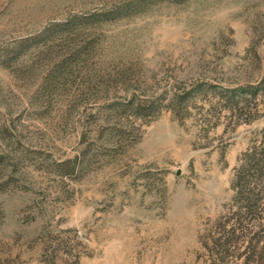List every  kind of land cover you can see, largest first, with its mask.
Instances as JSON below:
<instances>
[{"label":"rangeland","instance_id":"1","mask_svg":"<svg viewBox=\"0 0 264 264\" xmlns=\"http://www.w3.org/2000/svg\"><path fill=\"white\" fill-rule=\"evenodd\" d=\"M259 165L264 0H0V264H264Z\"/></svg>","mask_w":264,"mask_h":264},{"label":"trees","instance_id":"2","mask_svg":"<svg viewBox=\"0 0 264 264\" xmlns=\"http://www.w3.org/2000/svg\"><path fill=\"white\" fill-rule=\"evenodd\" d=\"M253 87L249 86V87H238V88H234V89H225V93L227 94V98L229 97V99H233L237 94L241 93V92H254ZM249 89V91H248ZM192 93V91H187L186 93H180V92H175L173 93L172 97L170 98V103L171 104H177V102H181V100H184L185 98H187L188 96H190V94ZM137 109V111L141 114V112H143L144 110V105L138 103L135 107ZM148 108L146 107L145 110H147ZM258 148L255 146L251 152L247 153V155H251V156H255L258 153ZM263 171H264V166L263 165H259L257 167V172L259 173V175H263ZM254 182V181H253ZM253 182L249 179H247L246 173H245V168H239V170H237V176L235 178V181L233 183V187L235 188V190L237 191V200H244L247 202H249L252 199H249L248 197H244L243 195L245 194V192L249 191V192H253L255 191V187L251 186L253 184ZM239 195V196H238ZM255 201H257V199H254ZM257 203H255L256 205ZM237 218V220L240 218V215L238 212L233 213V216L230 217L229 219H234ZM235 230V228H233Z\"/></svg>","mask_w":264,"mask_h":264}]
</instances>
